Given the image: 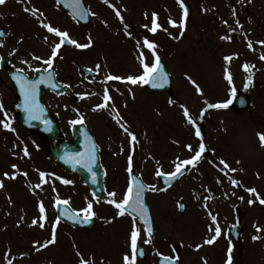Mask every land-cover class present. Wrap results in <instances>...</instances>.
I'll list each match as a JSON object with an SVG mask.
<instances>
[{"label": "rangeland", "instance_id": "374dc122", "mask_svg": "<svg viewBox=\"0 0 264 264\" xmlns=\"http://www.w3.org/2000/svg\"><path fill=\"white\" fill-rule=\"evenodd\" d=\"M19 1H24L22 10L10 8L9 5H0L4 25L7 24L10 29L8 35L10 42L4 46L5 51L3 53L9 58L11 57L14 62H19L16 68L23 71L21 63H24L32 69L36 66L32 62L35 57H40L42 66H49L43 61L52 58L53 47L59 42L58 37L41 26V22L68 32L69 38L78 43L84 44L88 40V43L93 46L92 48L80 49L74 45L75 48L72 50L61 48L52 63L59 82L67 84V77L70 76L74 79V84L77 83L70 88L69 93L70 95L75 94L81 102L72 104L69 98L63 102L61 99L46 97L43 103L46 107L51 106L53 113L64 119L66 124H71V121L79 120L81 117L84 123L89 121L94 133L105 140L103 146L112 159L111 178H114L113 174L118 167L125 166L127 154H130L126 152L117 153V151L123 148L132 152V150L139 148L136 144L133 147L130 145L131 136L128 132L125 134L120 128L116 130L111 127L116 132V141L111 136L110 129L101 126L107 125V117H104V114L112 112L113 114L124 115L128 121L124 124L129 123L130 125V128L129 125L126 128L132 129L133 132L130 133L137 134L136 137L145 142V147L138 151L142 152L141 154H132L133 163L139 161L140 157L147 162L152 152H154L153 156L158 153L156 157H159L160 153L166 149L165 147L170 146V138L173 139V145H175V153L170 155L179 157L180 161L189 159L195 151L199 150L201 138L195 134L196 127L200 128L205 143L211 150L210 145L213 148L219 136L217 134L218 125L220 129L224 127V123L222 124L220 119H223L225 123L228 119L242 120L243 123L238 124L242 128L248 123L242 116L254 114L252 109L239 115L224 109L225 112L223 113L225 114L219 115L216 112L217 108L208 107V104H217L220 101L227 103L232 100L233 89L236 92L246 85L245 78L241 75L239 78L233 59L231 62L225 59L227 56L233 57L239 50L244 51L245 45L243 42L242 44L232 42V39L231 42H228L229 44L226 43L229 39H222V37H228L224 30L221 34L215 33L210 25L200 24V18L196 14L192 22L187 24L188 31L185 36L187 40L185 38L179 40L178 29L174 26L176 36L172 38L170 43L166 32L168 10L165 4H161L165 3L166 0H109L108 4H105L103 0H85L91 15V23L87 29L75 28L54 0ZM152 6L153 9L149 14ZM194 7L197 9L198 3H194ZM25 8L38 9L39 11L34 16L31 11H25ZM117 11L124 18L123 22L116 15ZM154 11L157 13V20L155 21L160 26L155 32L156 54L171 76L172 91L178 103L171 102L172 100L165 94H148L144 89V83L132 84L127 81L129 76L138 77L142 75L143 64L147 63L151 66L153 56L149 57V53L148 55L142 53V55L134 57V48H128L127 40L119 37L124 33L122 31L124 27H120V25H130L132 33L125 28L126 33L130 35L131 39H134L135 36L138 37L139 33L149 31L152 24L151 18L149 21L148 18ZM173 12L175 13L174 17H177L178 8L174 7ZM144 27H147L148 30H144ZM137 40L139 39L137 38ZM125 41L126 43L123 44ZM15 44L17 45L16 51L13 48ZM242 45L243 47H241ZM172 47L174 48L173 51L170 50ZM254 50L256 51H253L252 55L256 56L259 49L254 47ZM21 53H23L22 57H20ZM72 61H77L90 68L96 73L97 78L92 80L76 74V71L68 67L71 66ZM255 61L254 57L250 63ZM253 70L257 69L254 68ZM257 71L260 72L261 69ZM226 72L235 77L234 80L232 78L231 84L225 79ZM248 73L245 74V77L252 76L257 86L261 87H259L260 90L256 88L251 90L250 96L258 105L261 102L264 105V78L256 72ZM109 75L119 76L122 79L114 80L115 83L111 85V81L107 80ZM197 86L200 91H197ZM105 91L111 97L109 100L112 102L111 111L97 107L103 104ZM14 98L11 85L4 74L0 72V103L4 106L0 110V121L5 120L4 114L6 112L7 120L15 129V131H8L0 124V181L4 184V187L0 188V264H8L9 260L12 261V264H80L82 258L90 261L91 264H120V256L127 255L128 251L129 236L127 232L129 224L126 218L122 221L124 217L117 215L118 210L109 201L115 199L120 202L127 192L128 186L124 183L114 185L110 180L105 185L106 198L104 200L92 198L85 187L78 182L76 183L69 175L67 176L53 167L52 163L48 161L44 144L36 141L34 136L27 135L18 127L11 109ZM60 101V104L63 105L61 109L57 103ZM185 108L195 121L194 124L187 122L188 129L186 123L184 124L182 121ZM93 109L97 110L94 111ZM135 121L140 123V127L136 125ZM260 121L263 120L260 119ZM224 128L229 134V136L225 134L226 141L224 144L226 148L235 141L236 136L235 131L232 132L233 129L231 130L227 126ZM247 128H242L243 138L239 137L234 145L228 147L231 151L223 150L222 156L211 153L210 158L203 157L201 159L206 162L205 165L200 163L196 167L189 166L190 177L193 178L188 185L190 209L193 210L192 215L194 216V218H190L193 227H198V219L204 225L200 217V210H198L201 200V186L203 183L214 184L213 180H215V177H212L206 181L203 179V175L197 176L196 171L199 168H202L201 173L208 170L207 162L211 161L212 163L216 160L215 158H222L224 161L234 163L238 170V180L245 183L246 189H250V184L255 183L264 193V151L259 146L261 144L260 139L253 135L252 130L256 128L251 125ZM119 131L125 135L124 137L120 135V139ZM112 140L116 144H111ZM118 141L121 143L119 144ZM184 144L191 145L193 151L190 152L187 147L182 153L176 154L180 150L177 146ZM25 148L28 149V156L24 155L23 150ZM217 150L220 152V149L217 148ZM232 153H234L233 159L231 158ZM235 156L238 159L236 161L234 160ZM107 162L110 164L109 158ZM13 165L16 167L14 168ZM193 168H196L195 173ZM41 172L45 173L44 180L40 179ZM5 173L9 174L8 177L4 175ZM20 173L24 175L23 180L17 179ZM11 176L16 178H9ZM65 179L72 183L64 184L62 181ZM27 183L38 189L39 195L37 197L30 194L26 188ZM156 185L155 183L152 186L156 187ZM179 190L178 187L176 191ZM113 192L116 193L115 197L111 195ZM157 192L155 191V193ZM172 196L170 192H162L160 197L153 199V201L156 203L159 199L164 207L170 210ZM151 198V196L148 197V202L152 201ZM63 200H67L68 205L82 216L85 215L84 209L91 204L92 211L95 213L92 217L96 221L95 228L77 233L64 224H56L54 205L57 201ZM40 204H43L45 209L44 219H41ZM243 211H246L245 206ZM260 214H263L264 217V208H258L250 216L255 218ZM33 220H36L37 224L34 225ZM40 223L44 224L43 228L39 227ZM53 225H56V242L43 247L52 237ZM182 232L183 229H180V226L173 227L170 232L172 237H169L174 239L175 244L180 245V256L183 264H202L198 263L197 255L191 254L189 259L188 251H185L188 248L182 246L181 240L185 241ZM261 246L262 249L260 243L251 245L247 262L242 264H264V244ZM190 251H194V247L190 248ZM210 259L212 261V258ZM189 260L191 262H188Z\"/></svg>", "mask_w": 264, "mask_h": 264}, {"label": "flooded vegetation", "instance_id": "af4514ba", "mask_svg": "<svg viewBox=\"0 0 264 264\" xmlns=\"http://www.w3.org/2000/svg\"><path fill=\"white\" fill-rule=\"evenodd\" d=\"M185 8L188 10V16L185 19L183 15V9L180 7V3L178 0H166V2L161 3L165 4L168 13L166 17V24L167 29L166 32L168 33V40L171 43L172 38L176 36L175 34V28L172 22H174L175 27L178 29V35L180 36L179 40H182L185 38L186 33L188 31L187 24L192 22V19L194 15L196 14L197 17H199V23L200 24H208L213 28V31L215 33L221 34L222 30L227 33L228 37L230 39L226 41V43L231 42H239L242 44L244 43V51L239 50L237 53L233 56V64L236 68V71L242 77L245 78L246 85L244 88H241L240 90L236 91V95L233 97V101L227 108H220L217 109V114L222 115L225 114L223 112L224 109H227V112L230 111L236 115L243 114L244 112H247L252 109V112L254 114L251 115H245L242 116L246 122L247 127L249 125L255 127L256 129L252 130L253 135L255 138H259V134L264 133V105H262V102L260 105L255 103L256 101L251 98L250 93L251 90H255V88L260 90V88L257 86L256 82L253 81V77H251V84L248 83L247 79L248 77H245V74L250 72V74H253V72L259 73L264 78V60H262L260 57L264 55V44H261L259 42L264 41V0H183ZM194 3H198V8L195 9ZM10 6V8L18 7L20 5V2L16 3H6ZM154 6V5H153ZM153 6L149 10L153 9ZM197 6V5H195ZM174 7L178 8V15L177 17H174ZM157 11V10H156ZM156 11L151 12V17L149 16V19L151 18V24L153 23V14H155V17L157 20V13ZM237 21L239 23H237ZM226 22V23H225ZM4 24V20L1 19V26ZM181 24H183V27H181ZM125 25H120V27H124L122 31H124L123 34H121L119 37H123L125 40H127L128 48H134L133 56L136 57L138 55H141L142 52V41L149 40L150 42L155 44V38L156 33H153L150 31L151 27L149 28V31L146 33L141 32L138 34V37L135 36L134 39L130 38V35L126 33V29L132 33V27L130 25H127V28ZM126 28V29H125ZM202 28V27H201ZM144 30L148 28L144 27ZM181 31L179 32V30ZM5 30H6V37L5 41L0 40V56L5 55L3 54V50L5 49L4 46L8 45L10 42L8 39L9 35V27L7 24H5ZM200 31V30H199ZM137 38L139 40H137ZM132 40V41H131ZM179 40H177L179 42ZM185 40H187L185 38ZM251 41L252 48L248 47V43ZM126 41L123 43L125 44ZM11 44V43H10ZM229 44V43H228ZM236 44V43H233ZM156 45V44H155ZM243 47V45L241 46ZM254 47L259 49L257 51V55H252L254 50ZM14 50H17V45H14ZM147 48V47H146ZM216 48V47H215ZM214 48V49H215ZM173 47L172 50L173 51ZM217 49V48H216ZM208 50V49H205ZM204 50V51H205ZM214 51V50H213ZM149 53V57L154 56L152 50L148 49L146 50V54ZM23 53L20 54V57H22ZM155 55H156V49H155ZM255 57V62L250 63L251 60H253ZM19 58V57H18ZM20 59V58H19ZM5 60L8 64L13 65L15 68L19 65V62H14L11 57L9 58L7 55L5 57ZM23 61V60H22ZM14 62V63H13ZM32 62L36 64L35 67L30 69V66L28 64L21 63L24 69V72H28L29 76H32L34 78L35 76H38L39 70H44L45 68L40 69L41 66L40 60L32 59ZM248 64L250 65V69L248 72L244 71V65ZM70 69L72 68L73 71H76L75 73H78V67L77 62L72 61L71 66H68ZM67 68V67H66ZM256 68L257 70L261 69V71L253 70ZM68 69V68H67ZM1 73L4 74V77L8 79V74L6 71L0 70ZM141 71V70H140ZM236 72V73H237ZM249 74V73H248ZM233 80L235 77H232ZM68 83L65 84V92L62 95H54L56 98L61 99L63 102L69 100H73L72 95H70L69 90L74 85H77V83L74 84V79L70 76L67 77ZM113 84V83H112ZM12 89V88H11ZM13 91V89H12ZM87 91V90H86ZM85 91V92H86ZM53 94L47 92L45 94V98L47 96H52ZM237 101H234V100ZM222 101L218 102L221 103ZM59 105V108L61 109L63 105H61V101L57 102ZM78 103V101L76 102ZM105 108H110V105L107 104ZM66 110V109H64ZM216 114V115H217ZM104 117H107V125H101L103 128L110 129L111 136L116 139V132L113 131L112 128H115L116 130H119L117 128H120L121 131H124V128L129 125L124 124L125 122H128L124 115H119L118 113L113 114L112 112L108 114H104ZM220 119V118H219ZM263 120V121H260ZM64 119L59 120L60 127L63 131V137L66 141H69L71 139V128L75 124H66L64 123ZM183 121V120H182ZM221 123H224V127L227 126L229 129H233L235 131V138L232 143L228 145V147H231L234 145L235 142H237V139L239 137L243 138L242 128H247L246 126L239 127L238 124L243 123L242 120H233L228 119L227 123L223 119H220ZM136 125L140 127V123L138 121H135ZM184 122V121H183ZM261 122L259 125L258 123ZM78 124V123H77ZM85 124L88 132L93 136L95 139V142L99 149V159L100 164L103 170V182L104 184H108L109 181L114 184H127L132 179H140L144 184L146 185H152L157 183L159 180L157 173L158 170L161 169V171L164 174L172 173L175 171V163H179L180 159L179 157H172L170 154H174V148L175 145H173V139L170 138L171 144L169 147H165L166 149L163 150L160 153L159 157L153 156L154 152L150 154V158L147 162L143 161L142 158H139V161L134 162L132 160L131 164V172L128 171L129 164L125 162L124 167H118L115 170L114 178H111L110 175V167L112 164V159L109 157L105 147L103 146V141H105L103 138H100V136H97L93 129L92 125H90L89 121H87ZM185 124V122H184ZM123 125L124 127H121ZM112 127V128H111ZM186 127L188 129L187 123ZM222 127V129L219 128L218 125V131L217 134L219 135L213 148L210 145V152L209 155H211V152L214 154L223 155V150H229L228 147L225 148V136H229L228 133H226L225 128ZM130 128V125H129ZM200 129V128H199ZM248 129V128H247ZM129 132H133L132 129H128ZM144 130V129H143ZM108 131V132H110ZM119 131V139L123 135V133ZM246 133V132H244ZM226 134V135H225ZM247 134V133H246ZM121 135V136H120ZM224 135V136H223ZM137 134H135V137ZM248 136V135H247ZM201 137L204 139V135L201 134ZM137 138V137H136ZM138 139V140H137ZM136 141H133L132 143L138 146V148L141 150L143 147H145V142H143L141 139L137 138ZM229 139V137H228ZM230 140V139H229ZM44 144L49 143L52 144L53 142H45ZM42 142V143H43ZM170 142V141H169ZM120 144L121 141H118ZM111 144H116L114 140L111 141ZM216 145V147H215ZM258 146V145H257ZM264 151V146L261 144L259 145ZM180 150L176 152V154L182 153L187 149V145L184 144L183 146H177ZM209 147V146H208ZM218 149H220V152H218ZM138 150H133L131 152L132 154L138 155L142 152H138ZM153 151V150H152ZM129 153V151H126L125 149H121L117 151V153ZM115 154V153H114ZM231 154V158L232 155ZM221 155V156H222ZM108 158L110 159V164L107 162ZM210 158V157H206ZM212 163L207 162L208 170L203 171L202 173L200 170L202 168H199L196 171L197 176L203 175V179L206 181H209L212 179V177H215V180H213L214 184L209 183H203L201 186V200L200 205L198 207V210H200L201 213V220L204 222V225L201 224L200 219H198L197 224L198 227H193L192 220L190 221V218H194L192 215L193 210L190 209V202H189V183L193 180V178L190 177L191 171L190 167L182 165V173L181 177L167 190V192H170L172 194V200L170 207L171 209H166L164 205L159 201L155 203L153 199L159 198L161 195V192L155 193L149 191L147 193V196H151V202H149V207L151 210V216H152V225L153 230L150 234L146 232L144 225V222L139 219L135 218L133 219V222L135 223V228L140 230V235L138 238V253H137V259L136 264H158L159 258L164 259V257H171L175 259L176 257H179V260L176 261L179 264H183L182 258L180 256L181 253V247L178 243H174V239L170 238L172 235L170 234L173 227H179L180 229H183L182 237H184L185 241L181 240L182 246L187 247L185 251H188L187 254L190 255H197L198 263L202 264H226L227 259V250L229 246L232 247V260L233 264H242L244 262H247L248 254L251 251V245L260 243V248L262 249V246L264 244V231L257 232V227L264 229V217L263 214H260L256 216L255 218L251 217L250 214L257 211L258 208H264V205H261L258 200L253 199V197H256L252 194H250L247 191V186L244 185L245 183L243 181L238 180V170L234 163H230L225 161L229 167L224 168L223 165L220 164V161L223 160L222 158H215ZM233 159V158H232ZM235 161L238 160L235 156ZM182 161V160H181ZM224 161V160H223ZM200 163L204 164L206 162L201 161L197 164V166L200 165ZM193 172L195 173V169L193 168ZM232 169H235V171H232ZM115 175H117L115 177ZM170 175V174H169ZM72 179L75 181H79V179L76 176L71 175ZM232 180H236L238 183L233 184ZM254 180V179H253ZM249 183V182H248ZM254 184V185H253ZM250 184V188H255L257 190V193L261 198H264L263 190L259 188L258 184ZM215 185V186H214ZM180 188V190L177 192L176 189ZM249 189V188H248ZM243 197V199H241ZM248 200L257 201L252 204L247 203ZM245 206L246 211L242 212L243 207ZM191 214V215H190ZM216 217L215 223L212 220V217ZM184 219H187L186 221H183ZM219 225L221 228V235L216 240V242L212 245H206L204 244V240L207 238L212 237L215 235L214 228L216 225ZM177 225V226H176ZM195 228V229H194ZM211 229V230H210ZM130 233V231L127 232V235ZM170 236V237H169ZM253 236H259L261 237L258 240H253ZM181 237V238H182ZM145 240H151V243H145ZM173 242V243H172ZM191 244V245H190ZM201 247L198 248L197 246ZM174 247H178L176 250V253L174 252ZM194 247V251H190V248ZM141 250V251H139ZM142 253V254H141ZM125 254L120 256V260L123 262V257ZM212 258V261H210ZM119 260V261H120ZM165 262V261H162ZM188 262H191L190 260Z\"/></svg>", "mask_w": 264, "mask_h": 264}, {"label": "snow or ice", "instance_id": "6c2138e0", "mask_svg": "<svg viewBox=\"0 0 264 264\" xmlns=\"http://www.w3.org/2000/svg\"><path fill=\"white\" fill-rule=\"evenodd\" d=\"M5 2H6V0H0V5H3ZM103 2L105 4H108L109 0H103ZM178 2L180 3V7L183 9V15H184V18L186 19L187 16H188V10H187V8H185L183 0H178ZM241 2H243V0H241ZM25 11H31L32 14L35 16L36 13L39 10L38 9L33 10V9L25 8ZM116 15L121 19V22H123L124 18L120 15L119 11L116 12ZM172 23L175 26L174 22H172ZM237 23H239V22L237 21ZM41 26L43 28H45L49 33H52L56 37L60 38V42L55 44V46L53 47V50H52V53H51V57L52 58H49V59H46V60L43 61L46 65H49V66L52 65L53 59L59 53V50H60L61 46L63 45V43L65 41L67 43H69V44L75 45V47L80 48V49H87L88 47L91 46L89 43H84V44L78 43L76 40L69 38V33L68 32L61 31L60 29H58L56 27H53L52 25H50L48 23L41 22ZM125 27L127 28V25H125ZM159 27L160 26L155 21V14H153V23H152V27H151L150 31L155 33ZM181 27H183V24H181ZM222 39H230V37L226 36V37H222ZM259 43L264 44V41H261ZM143 44L148 49L152 50L153 55L155 56V63L152 64L151 66H149L147 63H144L143 64V74L138 76V77L129 76L127 78V81L132 83V84H137V83L147 84V83L151 82V83H153L154 87L162 86V83H156V81H161V82L165 81L166 80V75L161 70L160 57L155 55L156 45L154 43L150 42L147 39L143 41ZM0 46H2V45H0ZM248 47L252 48L251 41H249ZM260 58L262 60H264V55H262ZM35 59L39 60L40 57H35ZM225 59L227 61L231 62L233 57L232 56H227V57H225ZM142 63H143V61H142ZM243 67H244V71H246V72H248L249 69H250V65H248V64H245ZM18 71H22V70H18ZM15 78L18 81V83H20L21 90H22V92L24 94L25 111L28 112L29 117L31 119H39V114L43 110L40 108V106L38 105V103L36 101L37 82L33 81V80H29L28 78L20 76V75L16 76ZM120 79H122V78L119 77V76H115V75H109L107 77L108 81L120 80ZM225 79L229 82V84H231L232 83V75H231V73H227L226 72ZM193 83L195 84V81H193ZM248 83L251 84V77H249ZM197 91H200L198 86H197ZM235 95H236V92H235V89H233L232 90V96L234 97ZM110 99H111V97L107 94V91H105L104 103L98 105L97 107L100 108V109L105 108L107 106L108 101ZM231 103H232V101L229 100L227 103L208 104V107L209 108H217V109L227 108L229 106V104H231ZM3 107H4L3 104L0 103V110H2ZM93 110L95 111L97 109H93ZM183 114H184L185 117L188 118V122L190 124H194L195 123V121L191 118V116L189 115V112H188V110L186 108L184 109ZM4 115H5V120L4 121H0V124H2L3 128L8 130V131H15V129H13L11 127L10 121L7 120V113L6 112H5ZM83 122L84 121H83L82 117L79 120L71 121L72 124L83 123ZM121 127H124V126L121 125ZM124 131L129 133V135L131 136V139L133 141L136 140L135 135L131 134L129 132L128 128L125 127ZM195 134H196L197 137H200L201 140L203 139L201 137V132H200L199 128L196 129ZM259 139L261 141L262 146H264V133L259 134ZM187 147H188V150L190 152L193 151L191 145H188ZM23 151H24V155L25 156L29 155L27 148H25ZM204 152H205V145H204L203 142H201L200 145H199V150L195 151L194 155L190 159L182 160V161H180L179 163H177L175 165V171L170 173V177L171 178H175L177 175L181 174L182 173V165H184V166L191 165L192 167H196V165L201 161ZM81 155H83V154H81ZM89 164H90V158H89ZM131 164H132V158L130 156L129 157V169H128L129 172H131V170H132L131 169ZM220 164L223 165L224 168H228L229 167V165L223 160L220 161ZM86 166H88V165H86ZM13 167L15 168L16 166L13 165ZM89 170H91L90 167H89ZM232 171H235V169H232ZM4 175L6 177H8L9 174L5 173ZM25 175H27V174L25 173ZM157 175H162V173L158 172ZM9 178L15 179L16 177L15 176H11ZM40 179L41 180L45 179V173H43V172L40 173ZM62 182L64 184L72 183L71 181L66 180V179L63 180ZM232 183L235 185L238 182L236 180H232ZM3 187H4V184H3L2 181H0V188H3ZM143 190H144V185L143 184H136L135 186L130 184L128 189H127V192L125 193L123 199L120 202H117L115 199H113V200L109 201V203L113 204L115 206V208L118 210V212H117L118 216H124L125 212H126V209H128V208H131L133 212H139L141 215H146V209L144 208L143 201H142V192H143ZM151 190L153 192L158 191V189L155 186H151ZM247 191L250 194L256 196V199L259 201V203L261 205H264V198H261L259 196V194L257 193V190L255 188L247 189ZM111 195L113 197H115L116 193L113 192V193H111ZM241 199H243V197H241ZM254 202L255 201H253V200H249V204H252ZM58 203H63V204L66 205V204H68V201L67 200H63V201H58ZM39 211L42 214L41 215V219H44L43 213L45 212V209H44L43 204H40ZM84 212H85L84 220L86 222H90L92 217L95 215V213H93V211H92V205L89 204L87 206V208L84 209ZM212 220L215 223L216 217L213 216ZM58 223H59V221L57 220L56 224H58ZM145 223H147V220H145ZM33 224L34 225L37 224V221L33 220ZM39 227L43 228L44 224L40 223ZM55 227H56V225H53L52 237L47 243H45L43 245V247H47L48 244H54L56 242ZM150 231H151V229H149V232ZM256 231L257 232H261V231H264V229H261V228L257 227ZM214 233H215V235H213L212 237L207 238V239L204 240V244L212 245L220 237L221 228H220V226L218 224L214 228ZM139 235H140V230L135 228V227H133V230H132L131 236H130L131 256L125 255L123 257L124 264H136L137 253H138L137 245H138ZM252 239L253 240H258V239H260V237L259 236H253ZM145 243H151V240H145ZM201 246L202 245L197 246V250ZM37 250H39V249H37ZM164 260L167 261L168 264H176V261L179 260V257H176L175 259H173L171 257H164ZM8 264H12V261L9 260ZM80 264H89V262L82 258L81 261H80ZM226 264H233L232 247H231V245L229 246V248L227 250Z\"/></svg>", "mask_w": 264, "mask_h": 264}, {"label": "water", "instance_id": "95a60500", "mask_svg": "<svg viewBox=\"0 0 264 264\" xmlns=\"http://www.w3.org/2000/svg\"><path fill=\"white\" fill-rule=\"evenodd\" d=\"M57 2L65 11L69 13L71 17L74 18V20H76L80 24L87 25L89 23V13L83 4V0H57ZM65 44L69 45V43ZM161 70L166 75V80L163 82L156 81V83H162V86L154 87L153 83L150 82L146 84V88L151 93L156 91L167 92L170 97L174 99V97L171 95L169 76L162 66ZM42 80V84L44 85L45 90L50 89L55 93L62 92L60 91L61 89L59 90L60 87L55 85V83L53 82V77L51 74L47 73L43 75ZM15 86L17 87L19 97L17 104L14 105V112L17 115L18 122L21 127L28 131L37 132L45 139H57L59 135L58 129L56 125L52 123L51 115L48 114L45 108L41 105L40 100L43 96V92L40 93V96L36 92V101L43 111L39 114V119H31L28 112L25 111V98L21 90L20 83L16 81ZM79 131V128H77L76 132L74 131V143H61L55 148H49V153L51 157L65 170L80 176L83 179L84 183L90 188L91 193L94 196L102 198L104 195L102 174L100 172V168L98 167L96 149L93 147L91 139H89L90 142H79V135L88 137L86 134H78ZM89 167L91 170H89ZM168 184L165 186H169ZM135 185L136 184H134L133 186ZM144 192L145 188L142 192V201L147 211ZM56 210L58 214V220H61L74 227L81 226L80 222L83 220L77 219L76 216L70 212L67 206L58 204ZM126 211L130 212L133 215L136 214V212H133L131 208L126 209ZM146 217H148V212H146V215H141V218L143 219H146Z\"/></svg>", "mask_w": 264, "mask_h": 264}]
</instances>
